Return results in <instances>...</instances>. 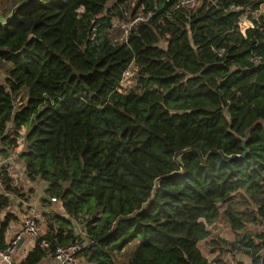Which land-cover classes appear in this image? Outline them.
Segmentation results:
<instances>
[{"label": "trees", "instance_id": "16d2710c", "mask_svg": "<svg viewBox=\"0 0 264 264\" xmlns=\"http://www.w3.org/2000/svg\"><path fill=\"white\" fill-rule=\"evenodd\" d=\"M263 2L214 0L170 19L173 0L13 2L0 25V62L9 64L0 77V159L25 127L26 180L43 183L68 217L88 218L84 264H114L115 253L135 242L127 264H210L198 244L222 205L236 238L206 242L220 250L215 263L227 247L247 255L244 264H264V234L245 232L247 223L264 226V63L247 61L264 59V15L251 16ZM125 9L149 19L112 46L104 30ZM247 13L252 25L241 33ZM98 14L90 43L89 21ZM131 63L138 81L121 94L116 87ZM21 92L25 103L14 109ZM242 192L256 202L239 214L231 200ZM8 203L0 196V207ZM73 227L54 216L44 238L67 245ZM42 257L34 244L20 264Z\"/></svg>", "mask_w": 264, "mask_h": 264}, {"label": "built area", "instance_id": "2783aa9c", "mask_svg": "<svg viewBox=\"0 0 264 264\" xmlns=\"http://www.w3.org/2000/svg\"><path fill=\"white\" fill-rule=\"evenodd\" d=\"M173 1H175L174 8L170 13H167L166 15L167 19H170L172 16L171 14L176 12V10L185 9L194 13L196 12V10L200 9L204 3L215 5L214 0H173ZM79 10H81L80 11L81 13H79ZM83 12H84L83 8L78 9L77 10L78 16L80 17V15ZM128 14L129 13L125 9L123 14L124 20L122 22L119 20L115 22L111 20L109 28H106L104 30L103 34L107 38L110 45L116 46L126 42L127 37L130 31L133 29V27H135L137 23L147 22L149 19V18H145L141 13L136 14L135 17H132L131 15L129 16ZM103 16L104 14L95 15V17L90 19L89 21L88 41L90 43H95V41L98 38L99 35L98 21ZM7 21L8 20L0 22V25L4 26L7 23ZM112 31H117L119 35L112 38L111 35ZM166 38H168V35L166 36ZM247 61L250 65H253L255 67H258L259 65L264 63V59L261 56L257 57L254 55H251ZM138 70L139 68H137L133 63H131L123 72L122 77L117 84L116 91H118L121 94H129L132 90H135L138 81ZM1 83L2 81L0 80V84ZM129 85H132L133 87L130 89L129 88L125 89ZM22 95L23 92L19 93L16 96L14 102V109H18L21 105L25 103V99L22 98ZM22 128L24 127L22 126L19 129H16L17 134L15 136L11 134L12 137H14L17 140L16 147L13 148L5 158L0 160V190L3 194L2 196L6 198L15 196L13 190L18 189L17 181L18 178L22 175V174H20L19 176L17 175V177H11L10 175V171L13 169L12 164L15 165L17 159L20 158L18 155L19 150L17 149V147L21 146L23 148V141L25 134L21 132ZM5 178H7L9 181L7 185L4 183ZM7 186L10 188L9 190H7ZM50 203L56 204L57 201L56 199L51 198ZM64 216L70 219L71 223L74 225L73 229L76 238L75 241H72L67 245L53 246L49 240L44 238V234L41 233L36 218L32 216H28L23 218L19 222L18 229L13 231L14 234L13 238L8 243L5 244V247L0 246L1 263L16 264L15 252L18 243L20 240H23V238L28 237L34 244L38 245V247L42 251L43 254L42 259L44 261L50 262L52 264H84L82 258L79 256L80 251L86 249L90 245V243H92V240L90 236L87 234V232H85L84 229L82 228L81 223L83 222V220L85 221L88 218L86 216L84 217L79 216L77 219H74L68 217L66 214ZM132 244L133 246H135L138 245L139 242H135ZM125 249L126 247H123L120 253H115L114 264H127V263H122L118 259V256L123 254Z\"/></svg>", "mask_w": 264, "mask_h": 264}, {"label": "crops", "instance_id": "0c3cea01", "mask_svg": "<svg viewBox=\"0 0 264 264\" xmlns=\"http://www.w3.org/2000/svg\"><path fill=\"white\" fill-rule=\"evenodd\" d=\"M263 3H262V5H263ZM2 5H4V7L7 10H10L12 8V5L10 4V2L7 3L6 0H4V3ZM0 6H1V4H0ZM4 7H2L3 11H0V20H2V21H5L4 11L6 9L4 10ZM10 13L7 16V19L10 17V15H11ZM21 132H23L24 134L26 133L25 127L21 129ZM17 149L19 150L18 155H20V152L22 151L23 148L21 146H18ZM12 166H13V169L10 171L11 177H17V175L19 176L20 174H22L18 178V181H17V185H18V189L20 190L19 191L20 194H19V196L17 195V196H13V197L8 198L9 203L6 206L0 207V246L1 247H5V244L8 243L13 238V236H14L13 231L18 229L19 222L25 217H28V216L35 217L42 234H44L46 232L48 223L52 217H54V216L65 217L64 216L65 214L63 213V210H61V207L58 208V206L56 204L54 205V204L50 203V200L46 197L45 193H43L42 187L39 186L40 183L36 184V187L33 189L32 184H30L26 180V177L24 174L25 166H24V162L22 159L18 158L15 165L12 164ZM2 195L3 194L0 190V196H2ZM48 200H49V202H46ZM43 201H45L46 203H42ZM232 206H233V204H232ZM225 208H226V205H225ZM225 208H224V210H222L223 212H225V210H226ZM250 224H252V223H250ZM2 226H4V229L2 228ZM228 226H229V224H228ZM263 228H264V226H263ZM229 229H230V227H229ZM230 230H232V229H230ZM230 230H227V231L223 230L219 234L217 232L213 233V230H212L211 235L207 239L203 240L202 242H200L198 244V249L200 250L202 255H204L206 258L209 255L211 257L210 260H208V258H207V260L209 262L211 260H214L210 264H216L215 261L220 254V250H215L214 252H211L210 250H208V248H206L207 247L206 242L211 241L214 238H219L221 240L224 239V240L228 241L227 240V238H228L227 232L228 231L230 232ZM73 233H74V229H73ZM215 234H217V235H215ZM74 236H75V233H74ZM228 242H231V241H228ZM200 244H202V248L204 250H206L207 255L203 254V250L199 246ZM33 246H34V243L28 237H25V238H23V240L19 241L16 252H15L16 264H20L25 260V258L27 257L28 253L31 251ZM131 246H132V248L134 247L133 244H131V245L127 246V249H128V247H131ZM230 251L232 253H235V254L239 253L237 251H232V250H230ZM0 264H2L1 261H0ZM39 264H52V263L44 261L42 259L39 262Z\"/></svg>", "mask_w": 264, "mask_h": 264}, {"label": "rangeland", "instance_id": "374dc122", "mask_svg": "<svg viewBox=\"0 0 264 264\" xmlns=\"http://www.w3.org/2000/svg\"><path fill=\"white\" fill-rule=\"evenodd\" d=\"M7 3L10 2L11 5H13V2H17L18 0H6ZM4 3V0H0V11H3L2 7H4V5H2ZM6 8L4 7V10ZM81 10H79V13ZM11 11L10 10H5L4 11V19L7 20V16L8 14L10 13ZM129 13V11H128ZM130 16V13L128 14ZM259 15H264V3L263 5H261L260 9L258 10V12L256 14H253L251 15L254 19H257ZM248 16H249V13H247V15H244L240 21L238 22V25H239V30L241 31V33H244L245 30L247 28H250L252 25L251 22L248 20ZM114 22L119 20L118 18H114L112 19ZM124 20V17H122L119 21H123ZM0 22H2V20H0ZM124 24V23H123ZM112 35V38L116 37L117 35H119V33L117 31H112L111 33ZM9 70V64L7 63H3V62H0V77H5L7 76V72ZM3 81V80H1ZM133 86L132 85H129L127 86L125 89H130L132 88ZM21 159V158H20ZM39 186L42 187V189H44V185L43 183H40ZM36 187L35 184L32 185V188L34 189ZM19 191L18 190V196H19ZM16 195V196H17ZM256 201H250L249 198H248V195L244 194V192H242L241 194H238L236 195L235 197L232 198L231 200V204H233V208L239 213V214H242V213H247L249 210L248 208L252 209L253 205L255 204ZM225 208V205H223L220 209L221 211L224 210ZM221 217L219 218V220L217 221V223L212 227L211 230H213V233H221L223 230H230L228 226V221L226 219V214L225 212H221ZM225 231V232H226ZM245 232L249 235H254V234H264V228L263 227H257L255 224H250L248 223L245 227ZM214 235V234H213ZM217 235V234H215ZM227 240L228 241H234V239L236 238L235 234L233 233L232 230H230V232L228 231L227 232ZM129 246V245H127ZM127 246H126V250L124 251L123 254L119 255L118 256V259L122 262V263H127L129 257H130V254L132 253L131 251L133 250L132 246L131 247H128L127 249ZM200 248H202V244L199 245ZM207 248V247H206ZM203 250V254L207 255L206 254V250ZM208 250H210L208 248ZM225 252L220 256V261L223 263H226V264H244V262H248L249 261V258L247 255H245L244 253H232L227 247L225 248ZM211 251V250H210ZM208 260L211 259V257L208 255L207 256ZM214 260H211L210 263H212Z\"/></svg>", "mask_w": 264, "mask_h": 264}, {"label": "water", "instance_id": "95a60500", "mask_svg": "<svg viewBox=\"0 0 264 264\" xmlns=\"http://www.w3.org/2000/svg\"><path fill=\"white\" fill-rule=\"evenodd\" d=\"M242 147H243V154L241 155V157L245 156V154L247 153V148L245 147L244 143H242ZM121 220H127V218H121V219L119 220V222H120Z\"/></svg>", "mask_w": 264, "mask_h": 264}]
</instances>
